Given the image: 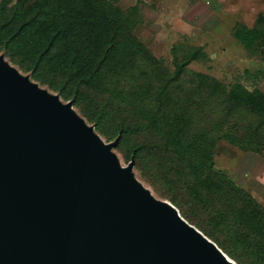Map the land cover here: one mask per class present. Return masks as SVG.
<instances>
[{"label": "trees", "instance_id": "obj_1", "mask_svg": "<svg viewBox=\"0 0 264 264\" xmlns=\"http://www.w3.org/2000/svg\"><path fill=\"white\" fill-rule=\"evenodd\" d=\"M139 17L117 0H0V51L127 146L153 193L236 264H264V205L214 162L220 140L264 150V92L189 70L198 50L167 69Z\"/></svg>", "mask_w": 264, "mask_h": 264}, {"label": "water", "instance_id": "obj_2", "mask_svg": "<svg viewBox=\"0 0 264 264\" xmlns=\"http://www.w3.org/2000/svg\"><path fill=\"white\" fill-rule=\"evenodd\" d=\"M0 54V264H236Z\"/></svg>", "mask_w": 264, "mask_h": 264}, {"label": "rangeland", "instance_id": "obj_3", "mask_svg": "<svg viewBox=\"0 0 264 264\" xmlns=\"http://www.w3.org/2000/svg\"><path fill=\"white\" fill-rule=\"evenodd\" d=\"M117 3L123 8L134 5L138 8V36L167 69H174L175 58L180 60L198 50L200 57L188 64L189 70L208 74L227 86L239 84L250 91L264 92V36H261L264 0H117ZM0 54L4 55L1 51ZM19 71L30 77L29 73ZM85 122L108 142L93 123ZM112 150L119 163L126 166L131 159L128 147L115 146ZM214 162L215 168L264 205V150L246 151L220 140L214 149ZM132 172L156 198L170 202L153 193L140 176L137 164Z\"/></svg>", "mask_w": 264, "mask_h": 264}]
</instances>
